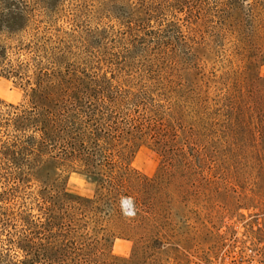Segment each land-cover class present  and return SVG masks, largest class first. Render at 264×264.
<instances>
[{
  "label": "rangeland",
  "instance_id": "1",
  "mask_svg": "<svg viewBox=\"0 0 264 264\" xmlns=\"http://www.w3.org/2000/svg\"><path fill=\"white\" fill-rule=\"evenodd\" d=\"M183 1L0 0V264H264V105L247 102L264 65L234 56L212 0ZM164 73L205 100L182 121L192 137L124 151L145 203H89L94 187L36 150L32 91L48 104L70 78L104 76L163 91Z\"/></svg>",
  "mask_w": 264,
  "mask_h": 264
},
{
  "label": "trees",
  "instance_id": "2",
  "mask_svg": "<svg viewBox=\"0 0 264 264\" xmlns=\"http://www.w3.org/2000/svg\"><path fill=\"white\" fill-rule=\"evenodd\" d=\"M201 2L207 6L206 0ZM182 3L185 5L187 0ZM209 3L211 23L227 33L234 46V56L244 64L246 71L264 65V0H212ZM188 4L194 9L193 2ZM164 76L163 91L140 88L133 92L131 87L123 90L117 81L114 85L113 78L105 76L89 81L70 78L68 82L73 83H69V87L56 90L49 99L45 97L48 104L38 102L32 91L33 113L29 115L34 119V133L38 134L36 150L40 157L56 151L52 160H60L94 187L95 198L89 202L91 204L105 200L116 203L120 195L127 193L145 203L147 179L130 175L128 166L123 165L124 151L143 144L151 145L163 155L171 150H182L189 139L179 144V135L192 137L190 128L185 131L182 121L195 122L201 115L195 108H201L205 102L195 95L193 84L184 87L177 82L171 88L173 82L165 73ZM146 79L155 81L152 83L158 87L156 79L160 77L147 76ZM247 102L264 105V78H250ZM36 111L39 115L34 113Z\"/></svg>",
  "mask_w": 264,
  "mask_h": 264
}]
</instances>
